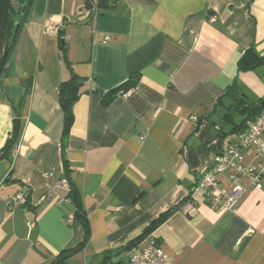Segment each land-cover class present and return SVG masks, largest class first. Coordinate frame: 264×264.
I'll list each match as a JSON object with an SVG mask.
<instances>
[{
    "label": "crops",
    "instance_id": "1",
    "mask_svg": "<svg viewBox=\"0 0 264 264\" xmlns=\"http://www.w3.org/2000/svg\"><path fill=\"white\" fill-rule=\"evenodd\" d=\"M87 14L82 0H34L0 76L1 147L12 124L8 99L18 100L32 75L18 143L0 160V264H50L82 241L63 155L90 227L85 248L65 264H89L171 207L150 234L174 264H264V172L261 188L237 180L244 192L233 211L192 192L241 132L232 130L241 115L227 120L225 90L236 82L251 100L264 96V65L238 69L250 47L264 56V0H117L86 21ZM59 27L71 69L91 78L73 105L64 151L57 89L69 69L57 47ZM133 75L132 89L102 102L100 92ZM220 181L228 186L225 176ZM22 190L28 205L4 204Z\"/></svg>",
    "mask_w": 264,
    "mask_h": 264
},
{
    "label": "trees",
    "instance_id": "2",
    "mask_svg": "<svg viewBox=\"0 0 264 264\" xmlns=\"http://www.w3.org/2000/svg\"><path fill=\"white\" fill-rule=\"evenodd\" d=\"M33 1L34 0H15V3L11 2L4 28L6 36L11 39L16 24L18 25V28L15 37L11 39L6 63L9 59V56L11 55V52L13 51L18 35L24 23L26 22ZM116 1L117 0H82L83 8L88 10L86 21L92 18L99 11L113 7ZM56 36L57 47L61 58L69 69L68 79L60 82L57 89V100L63 113L61 146L62 151H64L65 139L73 123V105L81 96V94L87 90L83 87L84 84H82L80 81L81 77L75 74L70 67L69 61L67 59V44L63 37V27L58 28ZM6 63L2 73L6 70ZM260 65H264V56L257 54L252 47L247 49L238 60L239 70H253ZM137 79V75L130 76L117 86L105 92H100V95L102 96V102L104 104H108L118 95L126 93L129 89H132L136 85ZM31 84L32 75L29 74L28 77L23 81L24 91L18 100L12 101L8 99L13 117L9 136L5 139L4 144L0 147V160L9 159L13 149L18 143L21 131L20 111L24 105L25 97L29 93ZM224 95H227L232 99L231 106L228 108H232V112L226 113L228 118L227 120L232 122V113L234 112L241 115L239 122L236 123V125H234L232 128L233 132L243 131L247 126V121L255 118L264 107V96L256 101L251 100L247 94L241 91L236 82L228 86ZM62 165L63 180L65 181L68 188L66 198L70 201L74 208L73 217L77 218L83 226L84 237L82 241L75 246L61 250L50 264H65L68 258L81 252L85 248L90 237L89 222L87 219V214L82 207L81 194L71 177V168L64 155L62 159ZM174 210L175 207H171L165 212L159 214V216L155 218L137 238L117 248L107 249L94 254L89 264H128L126 254L146 235L150 234L154 229H156L169 215H171ZM243 244L244 243L241 244V247Z\"/></svg>",
    "mask_w": 264,
    "mask_h": 264
},
{
    "label": "built area",
    "instance_id": "3",
    "mask_svg": "<svg viewBox=\"0 0 264 264\" xmlns=\"http://www.w3.org/2000/svg\"><path fill=\"white\" fill-rule=\"evenodd\" d=\"M214 18L211 16L210 20L213 21ZM105 39L108 38L105 37ZM80 81L85 84L91 81V78H81ZM248 154H253L257 158L255 163H245V157ZM263 172L264 107L255 118L248 122L247 128L237 133L235 138L229 141L221 153L214 158L192 192L200 194L202 201L211 207L222 211H233L244 192V188L237 183V180L247 177L256 188H261ZM221 176L226 177L228 186H221ZM49 196L50 194H45V197ZM3 202L9 207H15L28 205L30 200L26 191L22 190ZM28 226L31 228L34 223L30 222ZM126 259L128 264H174L172 256L163 250L151 234L133 247L126 254Z\"/></svg>",
    "mask_w": 264,
    "mask_h": 264
},
{
    "label": "water",
    "instance_id": "4",
    "mask_svg": "<svg viewBox=\"0 0 264 264\" xmlns=\"http://www.w3.org/2000/svg\"><path fill=\"white\" fill-rule=\"evenodd\" d=\"M10 5L11 0H0V76L6 63L11 39L15 37L18 28V25L16 24L11 39L6 36L4 28Z\"/></svg>",
    "mask_w": 264,
    "mask_h": 264
},
{
    "label": "rangeland",
    "instance_id": "5",
    "mask_svg": "<svg viewBox=\"0 0 264 264\" xmlns=\"http://www.w3.org/2000/svg\"><path fill=\"white\" fill-rule=\"evenodd\" d=\"M11 2H14L15 3V0H11Z\"/></svg>",
    "mask_w": 264,
    "mask_h": 264
}]
</instances>
